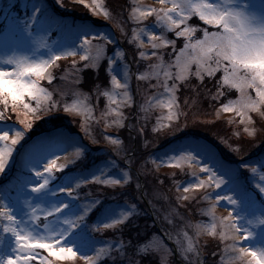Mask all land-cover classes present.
<instances>
[{"label":"rangeland","instance_id":"1","mask_svg":"<svg viewBox=\"0 0 264 264\" xmlns=\"http://www.w3.org/2000/svg\"><path fill=\"white\" fill-rule=\"evenodd\" d=\"M81 0H32L31 6L28 9L27 15L23 10H20L19 4L16 0H0V11L2 12L3 29L0 32V58L8 56L27 57L30 60L48 59L51 55L57 54L60 59L55 62L54 65L49 66L48 71L52 74V81L56 76H60V82L55 89H51L45 85L44 80L50 82L47 79L40 81V86L46 88L52 93L53 99L59 101L56 108L52 112L64 113L69 115V122L71 126L75 125L79 127L80 131L71 132L69 128L58 126L52 128L49 131H41L40 133L32 136L31 130L26 132L24 139L20 144L16 145L17 151L13 152V161L10 160V171L6 170V177L0 178V184H8L10 178L19 177L18 186L4 189L0 188V199L5 200L13 209L15 214L21 221L27 220L29 215V206L25 204L28 200L32 206L40 205L41 209H50L53 205L60 206L65 205L62 212L58 214V218L55 222L56 227L67 229L70 225L63 223L65 219H71L79 215L83 211L84 203H87L90 199L88 194L95 195V192L103 193L101 203L97 205L96 209H100L98 215L94 219L91 218V213L86 217L85 222L80 223L77 227L72 228L67 238L69 243L79 251L82 255H95V250L100 248L108 249L106 254H103L98 261V264H118L115 263L119 259L125 258V251L119 244V241L109 238L111 230L117 229L120 225H117L113 229H102L101 231H94L93 225H99L109 222L111 219L119 218L121 212H127L131 210V205L135 204L136 208L133 214L137 213L141 207L140 204L144 203L146 211L153 217L155 223L159 227L160 231L165 234L153 235L152 240L147 245L149 249L156 251L160 255L162 264H176L172 261L178 262V264H202L204 259L203 246L208 245L209 241H214L215 253H219L218 264H228L229 255L225 252V244L230 241L221 240L219 236L220 229L217 227L214 231H209L207 235H197L195 225H211V217L204 215L201 209H207L210 201L203 198L205 189L192 188L188 193H183V187L177 191L176 185L179 183L183 186H187V183L194 180L191 177V173L194 171L197 174L199 180L207 181L209 176L207 173L201 171L202 165H197L194 162L184 163L181 167H176L174 163L153 162V160H164L168 157L178 156L182 152H191L194 156L198 157L202 164H207L223 176L224 184L219 189H207V191H216L220 195H232L234 199L239 201L236 206L227 205L225 201H221L215 206L214 215L217 218H223L228 216L229 212H233V215L238 217V222L244 227L249 229L250 234L240 232L237 236L246 237L239 239L238 247L247 248L250 246L253 249H264V224L260 223L261 219H264V194H261L255 187L260 181V177L264 176V152L260 151L258 154H254L244 160L230 161L223 156L219 148L204 138L197 136L187 135L185 137H177L172 133L169 146L167 148L155 149L151 152L148 158H142L136 156L137 149L136 138L143 134V130L139 124L142 116L145 118L149 116L154 118L158 123L163 122L164 128H173L178 122L186 124L183 106L178 99V88L180 84L184 83L188 79H196L198 82H202L194 75L195 64L192 65V70L188 74L186 80H176L177 85L175 91V106L172 112L175 113L174 118L169 121L167 119L169 115V109L165 105L170 99V94L165 90L164 83L165 77L163 71L160 72L159 78L149 75L148 79L140 80L139 76L143 74H149L152 71L151 65L158 64L156 57L152 56V49L148 47H138V42L133 40V32L138 28H145L150 30L155 36L161 35V29L155 21V16L149 15L143 21H136L132 17L134 9H138V12H147L150 9H159L161 7L159 0H125L123 5V16L126 17L124 22H119L117 19H105L103 14L96 16L92 14L91 6L93 0H83V3L89 7L90 13L98 20L91 21V23L78 27L74 26L70 22L68 16L69 6L68 2ZM102 3L107 10L111 13L109 4L115 6L118 0H98ZM62 5V6H61ZM238 5L244 7L249 15L257 18H264V0H238ZM39 7L40 11L35 13L36 19L33 21L29 19L33 15L32 9ZM54 8L57 13H54ZM112 16L116 17V10L112 13ZM90 22V21H88ZM190 27H195L197 30L192 33L189 40L183 37H176L174 31H165L164 35L168 40L174 41L172 44H166L162 48L157 49V55L161 56L163 65L167 70L173 74L177 72L176 57L180 54V50L185 43H194L196 39L203 38V29L207 28L209 31H216L217 28L204 24L198 17L193 16L188 20ZM117 24L120 27H117ZM202 24V25H201ZM27 25V26H25ZM183 27V26H181ZM122 29V30H121ZM56 31V32H55ZM125 31V32H124ZM106 35L112 44L107 45L106 55L103 60L99 62L96 68L88 67L97 71L99 66L103 63L106 68L108 82L105 85L95 83L90 90H84L79 82L83 77V70L85 61L80 60V56L83 55L82 41L86 35ZM144 44L148 45L146 36H141ZM43 40L46 44L45 47L40 46V41ZM75 51V56H63L65 51ZM144 50L146 55L144 58L139 56V52ZM116 51H122L124 58L120 59L115 56ZM196 53L191 49L186 50L187 56H193ZM108 57H112L115 63L111 65V72L108 69ZM146 57H151L147 59ZM65 61V66L62 73L56 75L60 69V61ZM75 61V64L73 62ZM127 66L129 72V78L125 81L124 70ZM74 68L80 69L79 72L73 71ZM9 71L12 67L9 66ZM220 73L221 83L220 89L222 92L229 90H236L237 95L230 98V101H236L240 98V92L237 89L230 86L223 85L222 77L223 72L217 71L215 74ZM214 74V75H215ZM115 75L122 84L127 83L126 89L128 93V99L126 102L123 89H117L116 92L119 95L116 96L117 104H111L105 92L113 91V85L111 76ZM207 76V75H205ZM204 76V77H205ZM35 79V77H33ZM171 86L173 80L167 81ZM63 93V95L61 94ZM250 93L255 97V92L250 90ZM26 98V97H25ZM102 98V99H101ZM29 101L30 98H29ZM73 101H82L89 108H91V118H88L84 113H77L74 111L64 112V103L71 104ZM34 103L35 102L31 101ZM226 102V103H228ZM119 105V106H118ZM223 105V104H222ZM222 105L216 110V118L227 116L234 123H241L240 117L235 111H223ZM115 109L114 112H109V108ZM261 111V109H260ZM107 114L102 117V114ZM117 113L120 115L117 116ZM259 112H249L251 116V123L248 124L249 130L255 129L253 135L247 136L255 138L257 128L254 122V116ZM44 114V113H43ZM23 116V113H21ZM7 122H0V130L8 129L11 131L14 128H23L22 125L16 121V114L13 113ZM80 118L78 121H72V118ZM31 118V116H29ZM65 118V117H64ZM214 118V117H213ZM119 119L120 125L112 123L113 120ZM87 125V132L82 129V125ZM105 124L108 126L106 127ZM242 124V123H241ZM244 128L245 125L243 124ZM253 127V128H252ZM126 130V134L123 137L119 135L117 130ZM102 130L106 138L118 140L120 143L113 145L106 139L107 144L113 147V150L107 147H101L97 149L99 154L103 155L101 161L95 162L93 159L86 157L88 150H91L90 146L86 142L87 134ZM141 132V133H140ZM58 134V139L50 144V150L46 152L42 158L35 163L38 170L43 172V165L47 164L49 160L56 159L55 155H58L56 160L57 168L59 165H66L62 172H56L55 178L50 181L49 187L41 193H32L28 188V184L38 182L37 178L33 176L30 169L24 166V158L22 156L23 151L29 145L34 142H39L42 137L53 136ZM10 136L14 135V132H10ZM87 135V136H86ZM32 136V137H30ZM86 139V140H85ZM10 143V141L8 142ZM124 146L123 151L120 152L117 148ZM76 148H80L83 151V155L79 158L75 157ZM109 153V156H108ZM136 156V157H135ZM135 157V158H134ZM84 160L83 164L86 168L76 169L74 168L78 161ZM217 160L223 161L233 169L238 170L233 175H227L221 171L217 166ZM140 161V163H138ZM150 162L152 172H155L160 177V184L152 185L149 182L146 186L144 177L140 173V170L134 167V163H138L141 169L148 165ZM258 164L260 169L256 174L250 172V170L242 167L243 164ZM250 167H257V165H250ZM105 171V177H112L122 180L123 184V172L127 171L132 179L123 185V188L129 185V183L135 184L137 189V196L133 200L127 201V203L111 202L106 203L107 200L113 198V194H104L108 191L109 187L117 189L121 187L117 185L115 188L112 186L97 185L92 182L91 177L99 175ZM178 172L181 176L178 178ZM175 174L177 178L172 181V185H163V176ZM168 176V175H167ZM174 177V176H173ZM88 180L87 183H81L79 189L75 188V184ZM137 184L140 185L137 188ZM61 187H72L74 194L80 198L67 196L66 193L60 192ZM187 196L188 199H183ZM179 197V199H178ZM215 196L211 197L214 200ZM260 201L261 203H255ZM234 208V209H233ZM194 214V215H193ZM37 215L43 220V214L38 212ZM195 215H199L195 219ZM131 217V216H130ZM51 220L52 218L49 217ZM129 219V218H128ZM127 219V220H128ZM126 220V221H127ZM251 221V223H250ZM125 222V221H124ZM123 222V223H124ZM3 225L0 224V229ZM108 230V231H107ZM107 231V232H106ZM184 233H187L192 238L194 247L197 251L185 253L182 251L183 247L187 246V240L184 238ZM3 234V233H0ZM10 239V234H3ZM9 239L5 240V243L9 242ZM177 241H181L178 244ZM175 252L174 253V247ZM219 247V249H218ZM74 248V250H75ZM147 249V248H145ZM44 255H47L46 250H39ZM77 252V255L69 260L57 261L56 264H85V261L81 258V254ZM123 253V255H121ZM55 259V258H53ZM130 264V263H124ZM231 264H240L239 261L233 260Z\"/></svg>","mask_w":264,"mask_h":264},{"label":"snow or ice","instance_id":"2","mask_svg":"<svg viewBox=\"0 0 264 264\" xmlns=\"http://www.w3.org/2000/svg\"><path fill=\"white\" fill-rule=\"evenodd\" d=\"M16 2L19 4L20 10H23L25 15H27L32 0H16ZM81 2L83 3V0ZM160 2L161 4H168L169 7L150 9L147 12H138V9L133 10L132 17L138 22L154 14L155 21L161 29V35L159 36L153 35L150 30L145 28L134 30L133 40L138 42V47H142L141 42H144L141 39L142 35L146 36L148 45L153 50L152 53L157 54L156 50L166 44L174 46L175 42L166 38L164 35L165 31H174L176 37H183L189 40L192 33L197 30L195 27L188 25L189 16H196L204 24L213 26L217 30L209 31L205 28L203 29L202 39H196L194 43L184 44L180 54L176 57L177 72L174 76L163 65L161 59L160 63L151 65V73L143 74L139 76V79H148L149 75L159 78L160 72L163 71L165 77L164 87L170 94V99L165 105L169 109L167 119L171 121L175 115L172 109L176 100V80H186L193 64H195L194 75L199 79L201 76L204 79L205 73H207L208 77H212L217 71H222L223 85L230 86L240 92V98L234 102L230 101L223 104L222 110L226 112L235 111L240 117V122L245 125L244 131L250 136L253 135L255 129L249 130L247 126L252 120L248 113L259 112L264 117V111H260L261 108H264V18L249 15L244 7L238 5V0H160ZM57 3H59V0H57ZM32 11L33 15L29 19L34 21L36 19L35 13H38L40 8L35 7ZM91 11L96 16L103 14L105 19H116L98 0H93ZM117 27L119 28L120 25L117 24ZM112 43L113 41L104 34L86 35L82 41L84 54L80 56V60L86 62L84 67L96 68L99 62L105 58L107 45ZM40 46H46L43 40L40 41ZM189 48L196 54L187 56L186 50ZM76 54L75 51L69 50L62 55L75 56ZM145 55L146 52L144 50L139 52L141 58H144ZM213 55L216 56L215 64H213L211 59ZM115 56L123 59L124 53L116 51ZM59 59L60 56L57 54L41 60H30L27 57L16 56L0 58V122H7L11 119L8 115L10 111L16 114V121L23 126L22 129L14 128L11 131L8 129L0 130V178L8 176L6 175V170L10 171L9 161L14 159L13 152L17 151L16 145L20 144L26 132L32 129L34 121L41 119V113L45 115L51 113L59 103V101L53 99L51 92L40 86L42 79L52 80V74L48 71V68ZM107 60V66L111 72V65L115 63V60L112 57H108ZM73 64H75V61ZM9 66L12 67L11 71L8 70ZM73 71L79 72L80 69L74 68ZM124 78L125 81L129 78L127 66H125ZM170 79L173 80L171 86L167 83ZM111 81L113 91L104 93L111 104H117L116 96L119 95L116 92L117 89L125 90L123 92L124 102L130 99L126 91L128 87L126 82L122 84L115 75L111 76ZM250 90L255 92V97L251 95ZM61 94L63 95L62 92ZM223 95L224 93L219 90L216 93L217 98ZM25 97H29L31 101H34L35 106L31 102H26ZM9 103H11L10 108ZM63 111L84 113L88 118H91L92 110L82 101H73L71 104L64 103ZM108 111L114 112L115 109L110 107ZM21 113H23V116ZM106 115V113L102 114V117ZM119 115L117 113V116ZM112 123L120 125L121 121L117 119L113 120ZM105 126L107 127L108 125L105 124ZM82 129L87 132V125H82ZM10 132H14V135L10 136ZM58 138V134L42 137L39 142H34L26 147L22 153L24 166L30 169L33 176L38 180L36 183L28 184V188L32 193H41L47 189L50 181L55 178L56 172H62L66 167V165L61 164L57 168L56 160L59 158L58 155H55L56 159H51L47 164L43 165V172L38 170L39 167L35 166V163L50 150V144ZM107 139L113 145L120 143L111 137ZM9 141L10 143H8ZM95 142V139H93V143ZM261 143H264V139L261 140ZM233 151L238 152L239 150L233 149ZM82 155V149L76 148L75 157L79 158ZM153 162H159L160 164L174 163L178 168L188 162L202 165L201 171L209 176L207 181L199 180L196 172L193 171L191 177L195 179L187 183V186L179 183L176 185L177 191L183 187V193H188L192 188L205 189L203 198L210 201V203L207 209H201V211L204 215L211 217L212 224H196V231L200 228L209 231H214L217 227L220 229L219 236L221 240L230 241L225 244V252L229 255L228 264H231L233 260L239 261L240 264H264V249H253L250 246L247 248L238 247L239 239H234L233 234L238 235V233L244 232L248 236L250 231L238 222V217L233 215V212H229L228 216L223 218H217L214 215L213 208L221 201H225L227 205L232 206L239 204V201L234 199L231 194L222 196L216 191H207V189L212 188L219 189L225 182L223 176L219 175L216 170L207 164H202L200 159L191 152H182L178 156L168 157L164 160L154 159ZM253 164L257 165V167H250ZM253 164H243L242 167L250 170L253 174H256L258 170H262L258 164ZM217 166L227 175H233L238 172V170L233 169L223 161L217 160ZM105 175V171L101 172L99 175L92 176L91 180L97 185H110L113 188L120 185L123 188V185L132 179L127 171L123 172V184L121 179L104 178ZM18 181L19 177L10 178L9 183L0 184V188L10 189L16 187L18 186ZM260 181H264V176L260 177ZM87 182L88 180L80 181L75 184V188L79 189L81 183ZM139 187L140 185L137 184V188ZM255 187L261 194H264V183L259 182ZM59 191L66 193L67 196L80 198L74 194L72 187H61ZM102 194H88L90 199L87 200V203H84L83 211L74 218L63 221L64 224L70 225L67 229L55 226L58 214L62 212L65 205H53L50 209H41L40 205L32 206L26 200L25 204L29 206V215L27 220L21 221L15 214L14 209L5 200L0 199V224L3 225L0 233L10 234V239L0 234V264H56L57 261L74 258L79 251L76 250L72 243L68 242L69 233L72 228L85 222L89 213L97 208L103 198ZM212 196H215L214 200H211ZM183 199H188V197L184 196ZM255 203L261 202L255 201ZM135 208L136 205L133 204L131 205V210L121 212L119 218L111 219L109 222L93 225L92 227L94 231L113 229L132 216ZM38 212L43 214V220L37 215ZM49 217L52 219L50 220ZM260 223L264 224V219H261ZM247 236L240 237V239L245 240ZM184 238L187 240V246L183 247L182 245V251L185 253L197 251L192 238L187 233H184ZM6 239H9L8 243H5ZM177 243L181 244V241H177ZM39 250H46L47 255H44ZM139 250L141 252L145 251V246H141ZM107 252L108 249L100 248L95 250V255L92 256L79 253L85 264H98L101 256ZM245 254L250 259L245 261L243 259Z\"/></svg>","mask_w":264,"mask_h":264},{"label":"trees","instance_id":"3","mask_svg":"<svg viewBox=\"0 0 264 264\" xmlns=\"http://www.w3.org/2000/svg\"><path fill=\"white\" fill-rule=\"evenodd\" d=\"M124 1L125 0H118L115 6L109 4L111 13L116 10V19L119 22H124L126 18L123 16L124 14L122 11L123 5L125 4ZM68 6L70 12L67 11V13L70 17V22L76 27H78L79 24L85 26V24L91 23V21L93 22L98 20L90 13L89 7L82 2L70 1L68 2ZM53 12L57 13L55 8ZM2 17V12L0 11V21H4L1 20ZM3 25L4 23L0 22V32L3 29ZM65 63V61H60V69L56 75L62 73ZM107 76L105 65L102 63L97 71L90 68L83 70V77L79 82V85L84 90H90L95 83L105 85L108 82ZM58 81H61L59 75L55 77L54 81L48 82L44 80V83L54 90L60 83ZM220 83L221 75L220 73H217L212 77L205 76L202 82H198L195 78H191L180 84L178 88V99L183 106L182 109L184 110L185 115L184 121H186L185 125L178 122L170 129L164 128L165 124L163 122L160 121V123H158L154 118L149 116H146L145 118L140 116V119H135V122L139 121L143 130V134H141V136L144 137V139L140 136L136 138V156L142 157L143 159L148 158L150 156L149 154L154 152L155 149L167 148L169 146V138L172 133L175 134L176 138L185 137L187 135L204 138L216 145L223 156L230 161L244 160L254 154H258L260 151L264 152V143H261V140L264 139V117H262L259 113L254 116V122L256 123L255 126L257 128L255 138L247 136L244 131L243 124L234 123L227 116L216 118L215 112L218 107L237 95L236 90H229L227 92H223L224 95L217 98V91L219 90L222 92V89H220ZM25 101L31 102L29 101V97H26ZM31 103L34 106V103ZM10 107L11 103H9V108ZM261 111H264V108H261ZM12 114V112H8L9 116ZM40 115L41 119L35 120L33 123V127L30 131L32 136L40 133L41 131H49L58 126L69 128L72 130L71 132L80 131L78 126H71L68 120L69 118H67L69 115L64 113L60 114L58 112H51L47 115L41 113ZM11 118L14 119V117ZM78 119L80 118L73 117L72 121H78ZM117 132L123 137L126 134L125 129H119ZM87 135V140H85L91 148V150H88L86 153V157L89 156V159L91 158L95 162L102 160L103 155L97 152L98 148L107 147L113 150V147L107 144L106 135L102 130L95 132V134L90 133ZM93 139H95V143H93ZM123 147L124 146H121L117 149L122 152ZM233 149H238L239 151H233ZM83 161L84 160L80 159L77 165L70 171L86 168L87 166L83 164ZM138 163H140V161H138ZM138 163L135 162L134 167L138 169V171L140 170V173L144 177L146 186L149 182H152V185H156L158 183L160 184V177L157 173L152 172V166L149 161L148 165L144 166L143 169H141V166ZM167 175L163 176V185H172V181L175 180L177 176L175 174ZM180 176L181 173L178 172V178ZM107 190L108 191H105L104 194H113V198L106 201L107 204L108 202L127 203V201L133 200L134 197L138 195L136 193L137 189L135 184L133 183H129L126 188L118 187L113 191V189L109 187ZM97 193L99 192H95L94 194ZM138 207H141V209H139L137 213L129 217V219L122 223L117 229L111 230V233L108 235L110 239L119 241L123 251L126 253L125 258L119 259L115 263L162 264L160 255L156 251L149 249L147 246L152 240L153 235L159 234V227L150 213L146 211L144 203L140 204ZM99 212L100 209L92 211L91 218L94 219ZM198 217L199 215H195L194 218L197 219ZM214 245V241H209L208 245L205 244V246H203L202 251L204 253V259L202 264H218L219 253L214 252V250H216ZM141 246H145L147 249L141 252L139 250ZM172 261L178 264V262L174 261V257L172 258ZM67 264L71 263L67 262Z\"/></svg>","mask_w":264,"mask_h":264},{"label":"clouds","instance_id":"4","mask_svg":"<svg viewBox=\"0 0 264 264\" xmlns=\"http://www.w3.org/2000/svg\"><path fill=\"white\" fill-rule=\"evenodd\" d=\"M159 3H160V5H161V7H169V5L168 4H161V2H160V0H159ZM191 18V16H189V19ZM141 45H142V47H148L149 45H145L144 44V42H141ZM152 56L153 57H156V59L158 60V61H160L161 60V56H158L156 53H152ZM147 59H151V57H146ZM212 62H213V64H215V62H216V56L215 55H213L212 56ZM205 75H207V73H205ZM200 79L202 80L203 79V76H201L200 77ZM215 209V207L213 208V210ZM197 232V235L199 236V235H207V234H209L208 233V230H206V229H204V228H200L198 231H196ZM233 237H234V239H240V237L239 236H237V235H235V234H233ZM245 261L246 260H248V259H250V257H248L247 256V254H245V256H244V258H243Z\"/></svg>","mask_w":264,"mask_h":264},{"label":"water","instance_id":"5","mask_svg":"<svg viewBox=\"0 0 264 264\" xmlns=\"http://www.w3.org/2000/svg\"><path fill=\"white\" fill-rule=\"evenodd\" d=\"M165 235V234H164ZM173 247H174V245H173ZM174 252H175V247H174ZM175 255H176V252H175ZM177 256V255H176Z\"/></svg>","mask_w":264,"mask_h":264}]
</instances>
